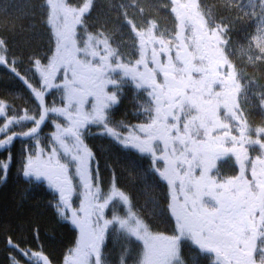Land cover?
I'll use <instances>...</instances> for the list:
<instances>
[{"label":"snow or ice","instance_id":"snow-or-ice-1","mask_svg":"<svg viewBox=\"0 0 264 264\" xmlns=\"http://www.w3.org/2000/svg\"><path fill=\"white\" fill-rule=\"evenodd\" d=\"M257 3L255 13L247 12L240 0H224V7L234 5L252 20L259 17L249 47L257 50L255 60L264 61V0ZM47 4L54 50L44 58L46 63L31 61L37 83L18 71L7 41L0 38V67L19 78L35 101L34 112L24 109L9 117V106L0 99V148L17 138L34 139L23 175L46 180L59 193L58 218L70 220L79 231L62 264H111L104 252L110 231L135 246V264H200L201 257L210 264H264V126L253 132L240 106L244 86L230 59L231 21L217 23L202 11L199 0H171L175 28L170 33L157 34L154 23L141 28L125 21L138 52V58L126 60L113 47L110 34L89 30L92 0ZM125 86L134 91L133 102L145 122L129 126L112 119ZM52 89L60 93L63 106L45 103ZM259 106L264 109V93ZM50 113L63 122L53 119L55 131L46 151L39 133ZM22 122L33 126L13 131ZM90 126L124 149L151 157L152 172L168 189L172 234L152 231L114 178L102 187L99 162L85 143ZM229 158L238 171L224 176L218 162ZM10 162L9 150L0 160V179H6ZM74 194L80 197L78 207L72 206ZM116 200L127 210H118ZM34 239L35 249L21 248L10 237L7 244L23 264H51L38 232ZM128 255L127 247L122 248L119 264H127ZM9 260L21 264L15 257Z\"/></svg>","mask_w":264,"mask_h":264},{"label":"trees","instance_id":"trees-1","mask_svg":"<svg viewBox=\"0 0 264 264\" xmlns=\"http://www.w3.org/2000/svg\"><path fill=\"white\" fill-rule=\"evenodd\" d=\"M80 5L82 0H72ZM86 2V0H84ZM245 4L247 12H258L256 0H240ZM201 9L208 16L225 22L231 21L230 34V59L235 66L248 67L244 77V94L247 96L252 90H258L264 86V61H257L254 65L248 63L243 55L234 58V52L238 45L247 43L248 33L253 34L255 24L244 12H238L235 6L224 7V0H199ZM172 4L168 0H92V8L87 16L89 30L92 32L105 30L113 40V47L118 48L124 59L134 60L138 58V52L134 47V33L126 25L125 21L131 19L141 28L145 22L156 25L157 34H164L165 30L171 31L165 23L175 28V17L171 13ZM6 8V10H5ZM126 13V15H125ZM170 13V15H169ZM51 8L47 0H0V38L7 41L9 58L15 57L18 71L26 78L34 74L31 63L33 59L40 58L46 63L45 57L51 55L54 50L55 37L48 22ZM168 14V15H167ZM173 20L169 22L170 17ZM129 34L126 39L122 34ZM250 38V37H248ZM131 40V45L127 40ZM126 42L129 52L121 48ZM0 74V99L9 106L7 116L14 112L23 114V110L35 111V101L26 85L12 74L7 67ZM244 75V74H243ZM58 93V91H53ZM53 93H46V104L49 106H63V101L53 98ZM49 124L53 119L63 122L55 113L49 114ZM2 123V122H0ZM252 125L264 126L263 119H254ZM22 132L27 131L26 122H22ZM21 127L15 126L13 131ZM27 138H17L5 148H0V160H3L10 150L11 162L6 179H0V264H10L9 257L21 260L19 253L10 248L7 240L10 237L21 248L30 246L35 249L37 241L34 234L38 232L39 244L48 255L51 264H62L67 250L74 247V242L79 238V231L70 222L62 220L56 214L55 204L59 199V193L48 186L47 181L37 180L35 176L23 175L25 156L29 151ZM86 143L96 154L106 180L124 190L131 200L139 204L138 212L149 225H159L167 222L161 214L164 210L160 206L170 202L168 189L161 187L157 175L152 172L150 161L146 162L139 155L124 149L118 143L106 136L85 134ZM150 164V169L144 168ZM114 174V176H113ZM76 205V203H75ZM73 206V205H72ZM70 215V213H69ZM169 222L173 220L171 214H167ZM200 264H210L200 258Z\"/></svg>","mask_w":264,"mask_h":264},{"label":"rangeland","instance_id":"rangeland-1","mask_svg":"<svg viewBox=\"0 0 264 264\" xmlns=\"http://www.w3.org/2000/svg\"><path fill=\"white\" fill-rule=\"evenodd\" d=\"M162 1H165V0H162ZM168 1L171 2V0H168ZM169 15H170V13H169ZM172 20H173V18L171 16L169 22H171ZM165 24L169 28H171L172 30L169 31V30L166 29L164 33H170V32H172L174 30V28L172 27L171 24H169V23H165ZM251 35H252L251 32H249L248 33V37H250ZM129 36L130 35L128 33L127 34H122V37H124L126 39ZM248 37H247V43H244L242 45H238L237 46V48L235 49V52L233 53L234 54V58L233 59L236 60V56L243 55L245 60L248 63H251V64L254 65L257 61H260V60H255L254 59L255 55H257L258 53H257V50L254 47L253 48L249 47L250 38H248ZM127 41L131 45V42H130L131 40L129 39ZM125 44H126V42H124V44H121V48L120 49L129 52L128 49H127V46ZM249 57H252L253 59H249ZM235 68H236V72L238 74V77L240 79L241 84L244 86V89H247L246 86H245L246 85L245 81L243 79H244V77H246L245 73H247L248 67L244 68L242 66L241 67L235 66ZM3 71L4 70L1 69L0 74H3ZM31 75L32 76L29 78L30 82L37 83V81L39 79L38 73H34V74H31ZM58 79H59V77H58ZM53 91H57V90L52 89L51 91L49 90L47 93L51 94V93H53ZM262 93H264V86L260 87L258 90L250 91L247 96L244 94V91H243L241 93L240 97H239L240 106L244 110V114L247 117V120H248V123H249V127L253 130V132L257 128V125L256 126L252 125L251 121L254 120V119L255 120L259 119V118L264 120V109H262L259 106L260 105V96H261ZM53 94H56V93H53ZM20 126H22V123L20 124ZM46 126L51 129V132L55 131V129L52 131V125L51 124H46ZM51 132H50V134H51ZM43 137L45 138V136L39 135L40 141L43 140ZM42 146H45L46 151H48L50 149V147H51L50 144L48 145L49 147L46 146V145H42ZM251 154L255 155L256 153L252 152ZM218 167L220 168L221 174L224 175V176L235 175L237 173V171H238L237 167L234 164V158H229L225 162H218ZM104 175H106V174L103 172V176L101 175L102 179H103L102 187L107 188V186L109 185L110 182L106 180ZM79 200H80L79 195L74 194L73 198H72L73 207H78L79 206ZM75 203H76V205H75ZM114 204H116L118 210L119 209H124V211L127 210V206L123 205L119 200L114 201ZM134 211H137V210L134 208ZM106 215H108L110 217V215H111L110 211L106 210ZM124 247H127L128 253H129V255L126 257L127 264H135V256H136V248H135V246L132 245V244L126 245L124 243V240L120 238L119 234L113 233V232L110 231V233L107 236L106 244H105V247H104V252L107 255L108 259L111 261V264H119V257H120L121 249L124 248Z\"/></svg>","mask_w":264,"mask_h":264},{"label":"flooded vegetation","instance_id":"flooded-vegetation-1","mask_svg":"<svg viewBox=\"0 0 264 264\" xmlns=\"http://www.w3.org/2000/svg\"><path fill=\"white\" fill-rule=\"evenodd\" d=\"M135 94L136 95H139V93H135ZM133 96H134V91L129 86H125V89H124V92H123L122 98H121V103L119 104L118 107H116L115 109L112 110V119L114 121H123L126 124H128L129 126L130 125H133V124H138V123L145 122V115L140 111L139 106H137L133 102ZM54 97L55 98L57 97V99H59L60 98V94L56 93V94L53 95V98ZM46 102L47 101L45 99V103ZM59 118L63 121V117H59ZM46 124H49L48 119L46 120V122L44 124L45 126L42 125L39 135L45 136V138L43 137V140L41 141V145L48 146L49 145V140H50V138H49L50 136L49 135H50L51 129L49 127H47ZM31 126H33L31 124V122H26L27 130H29ZM17 127L20 128L21 126L18 125ZM21 130H22V127H21V129H18L17 132H22ZM53 130H54V127L52 125V131ZM100 130L101 129H99L97 126H90L89 127V130L86 133L92 132L93 134H97V132L100 131ZM26 138L28 139L26 144L28 145V147H30V149H32V147L34 146V143H35L34 139L33 138H28V137H26ZM85 143H86V140H85ZM87 145L93 151L92 147L89 144H87ZM129 150H130V152H132L136 156L139 155L146 162H148V161L151 160V157L148 154H140L138 152V150H132V149H129ZM93 153H94V151H93ZM94 155H95V157L97 159L96 154H94ZM150 166H151L150 164H147V166L144 168V170L145 171H148L150 169ZM99 170H100L101 175L103 176V170L101 168V164H99ZM40 180L46 181L43 178H41ZM159 182L161 184V187H164V189L167 190L166 185L164 183H162L160 180H159ZM117 187H119V189L121 191H124L119 186V184H118ZM131 203H132V205L134 206V208L138 212L139 204H137L135 202V199L134 200H131ZM161 208L164 210V212L161 214V216H163L165 219H167V222H163L162 221V222H160L159 225H152L151 224L149 226H150L151 230H153L154 232H159V233H163L165 235H170L173 232V229H174V226H175V221H174V218H173V220L171 221V223L169 222V217H167V214H170V210H169V208L166 205H164L162 207L160 206V209ZM184 255H185V257H187L188 255H190L189 250L187 248L184 249ZM202 259L204 261L207 260V258H204V257H202Z\"/></svg>","mask_w":264,"mask_h":264}]
</instances>
